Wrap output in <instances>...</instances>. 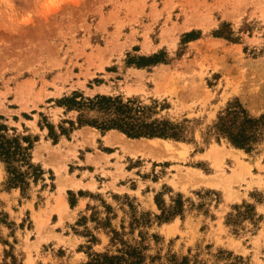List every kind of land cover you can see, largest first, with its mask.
Wrapping results in <instances>:
<instances>
[{
	"label": "rangeland",
	"instance_id": "1",
	"mask_svg": "<svg viewBox=\"0 0 264 264\" xmlns=\"http://www.w3.org/2000/svg\"><path fill=\"white\" fill-rule=\"evenodd\" d=\"M73 92L134 100L180 136L74 123L54 143ZM233 103L264 116V0H0V123L36 137L43 171L10 187L0 163V264L129 246L143 264H264V127L251 150L231 145L216 124Z\"/></svg>",
	"mask_w": 264,
	"mask_h": 264
},
{
	"label": "trees",
	"instance_id": "2",
	"mask_svg": "<svg viewBox=\"0 0 264 264\" xmlns=\"http://www.w3.org/2000/svg\"><path fill=\"white\" fill-rule=\"evenodd\" d=\"M149 62H157V57L145 58ZM58 106L66 111H76V121H65L69 128L59 125L57 134L54 126L47 124L48 137L55 143L59 135L68 136L74 123L78 127L90 126L101 132L117 130L129 138H179L180 127L168 120L151 119L148 111L151 107L141 106L134 100L124 101L120 96L95 95L84 97L73 92L70 96L57 101ZM27 117L26 115H24ZM3 118L0 116V120ZM40 125V124H39ZM264 127V116L259 119L249 118L245 110L238 104H229L223 115L218 116L216 130L224 135L231 145L249 151L260 136V128ZM0 123V163L3 164L7 183L10 187L27 188L29 181L37 182L43 174L40 166L31 162L30 150L36 137L16 133V130ZM178 201L172 211H163V219H168L179 211ZM157 259H159L157 257ZM145 256L141 249L129 246L119 255H96L85 264H143ZM160 264H187L170 257Z\"/></svg>",
	"mask_w": 264,
	"mask_h": 264
},
{
	"label": "bare ground",
	"instance_id": "3",
	"mask_svg": "<svg viewBox=\"0 0 264 264\" xmlns=\"http://www.w3.org/2000/svg\"><path fill=\"white\" fill-rule=\"evenodd\" d=\"M113 140H117V141H118L117 137H114V138L111 140V142H112Z\"/></svg>",
	"mask_w": 264,
	"mask_h": 264
}]
</instances>
